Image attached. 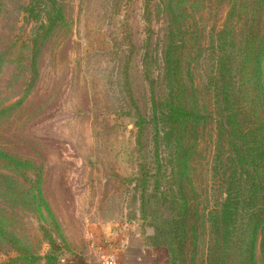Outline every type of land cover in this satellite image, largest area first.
<instances>
[{"label":"rangeland","instance_id":"1","mask_svg":"<svg viewBox=\"0 0 264 264\" xmlns=\"http://www.w3.org/2000/svg\"><path fill=\"white\" fill-rule=\"evenodd\" d=\"M60 3L63 17L49 27L46 14L30 11L31 0H0V264H48L53 247L58 263L102 264L93 236L102 224L138 227L152 244L163 216L146 217L142 204L144 193H154L152 177L142 183V155L150 163L156 155V128L140 122L151 111L144 55L149 45L159 68L178 25L203 115L186 171L194 209L187 255L189 264H208L207 213L224 189L215 97L205 87L208 45L228 26L239 50L257 32L251 23L264 28L262 8L257 0H151L148 41L145 0ZM158 248V264H169Z\"/></svg>","mask_w":264,"mask_h":264},{"label":"trees","instance_id":"2","mask_svg":"<svg viewBox=\"0 0 264 264\" xmlns=\"http://www.w3.org/2000/svg\"><path fill=\"white\" fill-rule=\"evenodd\" d=\"M31 1L30 11L36 16L46 14L49 27L63 17L60 0ZM173 1L169 0V4ZM150 2L144 3L148 41L152 33ZM257 2L264 16V0ZM170 26H175V21ZM261 26V22L251 23L249 29L257 28V32L246 36L235 52L232 46L240 42L229 35L228 26L213 32L208 45L211 62L206 69L205 87L215 97L214 114L220 139L217 145L219 151L223 149L218 170L224 187L222 199L207 213L208 264H258L260 229L264 254V28ZM180 31V25L176 31L170 30L159 68L157 63L153 65L154 52L146 45L144 68L151 89V111L149 117L140 115L142 127L145 122H152L156 128L153 163L142 155V183L154 179V193H144L143 209L146 217L163 216L152 244L142 229L141 233L148 245L166 250L169 264H189L187 243L194 209L187 191L186 171L191 142L203 117L191 79L190 54L182 49V41L177 40L182 39ZM153 66L159 69L158 77L152 72ZM167 206L171 211L164 213L162 209ZM21 256L33 257L27 252ZM58 260L53 247L47 263L61 264Z\"/></svg>","mask_w":264,"mask_h":264},{"label":"crops","instance_id":"3","mask_svg":"<svg viewBox=\"0 0 264 264\" xmlns=\"http://www.w3.org/2000/svg\"><path fill=\"white\" fill-rule=\"evenodd\" d=\"M130 224V223H129ZM123 228L114 230L110 224L98 225L94 228L95 235L111 233L118 243V262L117 264H158V247L148 245L142 236L141 229L138 227ZM65 264H89L78 260L66 262Z\"/></svg>","mask_w":264,"mask_h":264},{"label":"built area","instance_id":"4","mask_svg":"<svg viewBox=\"0 0 264 264\" xmlns=\"http://www.w3.org/2000/svg\"><path fill=\"white\" fill-rule=\"evenodd\" d=\"M100 248L99 260L102 264H117L118 262V243L111 233L103 235H93Z\"/></svg>","mask_w":264,"mask_h":264}]
</instances>
